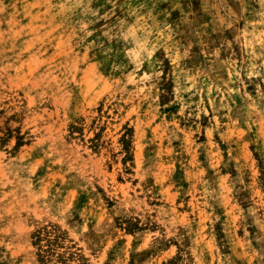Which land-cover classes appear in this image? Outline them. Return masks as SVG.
I'll list each match as a JSON object with an SVG mask.
<instances>
[{
  "label": "rangeland",
  "instance_id": "374dc122",
  "mask_svg": "<svg viewBox=\"0 0 264 264\" xmlns=\"http://www.w3.org/2000/svg\"><path fill=\"white\" fill-rule=\"evenodd\" d=\"M0 264H264V0H0Z\"/></svg>",
  "mask_w": 264,
  "mask_h": 264
},
{
  "label": "trees",
  "instance_id": "16d2710c",
  "mask_svg": "<svg viewBox=\"0 0 264 264\" xmlns=\"http://www.w3.org/2000/svg\"><path fill=\"white\" fill-rule=\"evenodd\" d=\"M42 232L44 233L42 235ZM55 229L54 231L52 232V230H49V228H41V230L37 231V234H36V237L39 238V239H42L45 237V239H47V241L49 243H51V245L54 243V242H57L59 240V237L57 234H55ZM54 233V234H53ZM53 236V237H51Z\"/></svg>",
  "mask_w": 264,
  "mask_h": 264
}]
</instances>
